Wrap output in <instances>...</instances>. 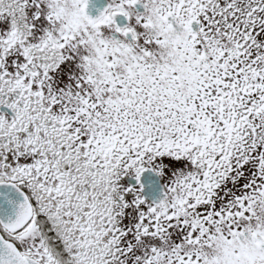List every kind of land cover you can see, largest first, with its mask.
Segmentation results:
<instances>
[{
  "label": "snow or ice",
  "instance_id": "6c2138e0",
  "mask_svg": "<svg viewBox=\"0 0 264 264\" xmlns=\"http://www.w3.org/2000/svg\"><path fill=\"white\" fill-rule=\"evenodd\" d=\"M0 264H264V0H0Z\"/></svg>",
  "mask_w": 264,
  "mask_h": 264
}]
</instances>
